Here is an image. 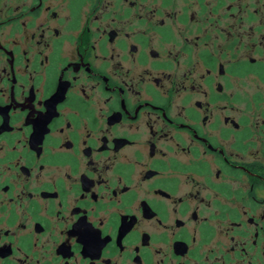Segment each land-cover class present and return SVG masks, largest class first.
<instances>
[{
  "label": "flooded vegetation",
  "instance_id": "flooded-vegetation-1",
  "mask_svg": "<svg viewBox=\"0 0 264 264\" xmlns=\"http://www.w3.org/2000/svg\"><path fill=\"white\" fill-rule=\"evenodd\" d=\"M0 264H264V0H0Z\"/></svg>",
  "mask_w": 264,
  "mask_h": 264
}]
</instances>
